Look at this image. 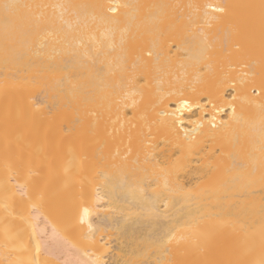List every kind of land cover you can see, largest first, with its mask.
Here are the masks:
<instances>
[{
    "label": "bare ground",
    "instance_id": "bare-ground-1",
    "mask_svg": "<svg viewBox=\"0 0 264 264\" xmlns=\"http://www.w3.org/2000/svg\"><path fill=\"white\" fill-rule=\"evenodd\" d=\"M132 263L264 264V0H0V264Z\"/></svg>",
    "mask_w": 264,
    "mask_h": 264
},
{
    "label": "rangeland",
    "instance_id": "rangeland-1",
    "mask_svg": "<svg viewBox=\"0 0 264 264\" xmlns=\"http://www.w3.org/2000/svg\"><path fill=\"white\" fill-rule=\"evenodd\" d=\"M46 239H47V238H46ZM48 241H49V244H52V243L50 242L51 240H48ZM52 242H53V241H52ZM64 243H65V242H64ZM66 244H67V243H66ZM65 246H66V245H65ZM65 246H63V247H65ZM69 246H70V245H69ZM66 247H68V245H67ZM66 247H65V248H66ZM70 247H71V246H70ZM68 249H69V252H68V251H67V252L73 254V249L71 248V249H72V250H71L69 247H68ZM132 264H135V263H132Z\"/></svg>",
    "mask_w": 264,
    "mask_h": 264
},
{
    "label": "snow or ice",
    "instance_id": "snow-or-ice-1",
    "mask_svg": "<svg viewBox=\"0 0 264 264\" xmlns=\"http://www.w3.org/2000/svg\"><path fill=\"white\" fill-rule=\"evenodd\" d=\"M221 10H222V9H221ZM87 211H88L87 208H85V209H84V214H85V216L87 215Z\"/></svg>",
    "mask_w": 264,
    "mask_h": 264
}]
</instances>
